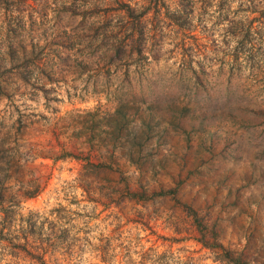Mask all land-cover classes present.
Here are the masks:
<instances>
[{"label":"rangeland","instance_id":"374dc122","mask_svg":"<svg viewBox=\"0 0 264 264\" xmlns=\"http://www.w3.org/2000/svg\"><path fill=\"white\" fill-rule=\"evenodd\" d=\"M180 1L0 0V264H264V31Z\"/></svg>","mask_w":264,"mask_h":264},{"label":"trees","instance_id":"16d2710c","mask_svg":"<svg viewBox=\"0 0 264 264\" xmlns=\"http://www.w3.org/2000/svg\"><path fill=\"white\" fill-rule=\"evenodd\" d=\"M178 5L176 19L182 21L195 9L202 15L210 8L215 17L212 24L223 27L218 34L221 44L235 52L254 49L264 31V0H181ZM210 39L218 46L219 38L212 34Z\"/></svg>","mask_w":264,"mask_h":264}]
</instances>
